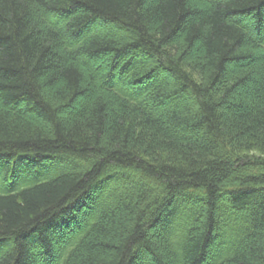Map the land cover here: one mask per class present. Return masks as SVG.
Wrapping results in <instances>:
<instances>
[{"label":"trees","instance_id":"16d2710c","mask_svg":"<svg viewBox=\"0 0 264 264\" xmlns=\"http://www.w3.org/2000/svg\"><path fill=\"white\" fill-rule=\"evenodd\" d=\"M0 264H264V0H0Z\"/></svg>","mask_w":264,"mask_h":264}]
</instances>
